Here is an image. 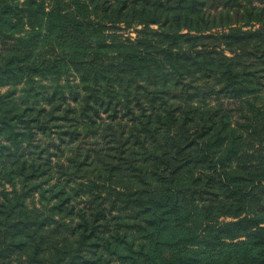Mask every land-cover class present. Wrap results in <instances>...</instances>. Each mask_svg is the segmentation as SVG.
Segmentation results:
<instances>
[{
    "label": "trees",
    "instance_id": "16d2710c",
    "mask_svg": "<svg viewBox=\"0 0 264 264\" xmlns=\"http://www.w3.org/2000/svg\"><path fill=\"white\" fill-rule=\"evenodd\" d=\"M114 257L264 264V0H0V264Z\"/></svg>",
    "mask_w": 264,
    "mask_h": 264
},
{
    "label": "rangeland",
    "instance_id": "374dc122",
    "mask_svg": "<svg viewBox=\"0 0 264 264\" xmlns=\"http://www.w3.org/2000/svg\"><path fill=\"white\" fill-rule=\"evenodd\" d=\"M130 35L131 36H134L135 35V33L134 32H130ZM86 142V141H85ZM87 146H88V144H87ZM220 220H222L223 218L221 217V218H219ZM229 219V218H228ZM140 240L139 239H135V243L137 244L138 242H139ZM112 264H119V262L117 261V259L114 257V260L112 261Z\"/></svg>",
    "mask_w": 264,
    "mask_h": 264
}]
</instances>
